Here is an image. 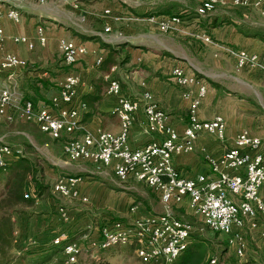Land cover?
Listing matches in <instances>:
<instances>
[{
    "label": "crops",
    "instance_id": "1",
    "mask_svg": "<svg viewBox=\"0 0 264 264\" xmlns=\"http://www.w3.org/2000/svg\"><path fill=\"white\" fill-rule=\"evenodd\" d=\"M199 3L200 0L1 2L0 25L5 41L0 44V60L4 54L10 53L25 61L26 66L1 73L0 88H13L20 100H30L38 109L51 106V100L58 96L64 78L75 75L82 82L79 99L86 103L87 110L81 115L80 130L74 137L85 132L95 134L98 130L117 135L121 131V124L117 117L111 115L116 100L107 94L109 80H116L121 86V94L126 98L140 100L143 93H150L155 103L169 117V124L182 134L188 124V103L182 98L183 90L174 84L170 75L172 68L181 66V58L175 55L171 46L170 35L190 36L191 40L210 37L212 41L209 44L201 41L204 45L194 46L190 43L199 60L212 62L214 69L203 67L197 62L193 66L203 81H227L234 93L238 94H241L240 89L243 87H254L264 94L263 76L258 70L238 69L234 57L238 51L255 54L259 65L264 67V17L260 11L227 4L219 6L214 14L198 18L195 11ZM11 8L19 11L18 23L6 17V12ZM105 11H110V15H105ZM173 16L181 17L182 23L169 34L161 33L156 21ZM106 27L110 28L107 33ZM39 30L45 40L43 45L39 43ZM14 37L27 38L33 43L34 49L31 51L24 44H15L12 41ZM61 40L83 45L87 54L74 65L66 66L58 49ZM99 57L102 63L96 66ZM205 86L207 94L198 109V118L200 121H210L215 116L222 117L226 125L225 140L217 141L208 135L198 137L190 153L174 158L175 168L185 178L208 174L205 154L219 157L233 146L241 131L246 130L254 137L264 138V108L261 105L256 110L248 103L222 97L218 87ZM9 113L12 122L0 123V141L7 145L5 140L14 134L6 131L4 124L10 127L21 125L24 129L15 135L21 136L23 144L36 151L44 147L48 155H51L50 164L53 168L44 169V175L52 184L51 196H57L52 192L58 179L54 180V176L61 174L80 178L79 193L87 199L83 203L80 200H61L57 196L62 204L46 197L37 199L35 214L28 220L18 219L16 224L19 249L33 251L38 255L53 247L54 238L63 232L68 236L67 242L84 245L81 242L89 234L90 240L98 239L100 230L107 223L118 221L128 224L152 214L148 201L133 212L128 210V204L132 203H129L123 191L96 180L91 170L93 164L66 160L62 152L64 138L54 141L39 132L34 124L25 122L16 110H10ZM144 121L143 107L140 106L133 114L127 137L130 148H142L157 137L145 132ZM104 169L114 176L112 168ZM119 182L139 184L132 180ZM71 202L77 205H65ZM174 208L190 214L185 203L172 207L175 215ZM56 259L54 264H62V253Z\"/></svg>",
    "mask_w": 264,
    "mask_h": 264
},
{
    "label": "built area",
    "instance_id": "2",
    "mask_svg": "<svg viewBox=\"0 0 264 264\" xmlns=\"http://www.w3.org/2000/svg\"><path fill=\"white\" fill-rule=\"evenodd\" d=\"M38 1L44 3L46 0ZM227 4L235 8H253L264 17V0H200L195 15L206 17L219 6ZM105 15H110V11H105ZM6 17L14 23L20 21L19 11L14 8L6 12ZM181 23L182 18L177 16L156 21L158 30L163 34L171 33ZM109 31L110 28L106 27L105 32ZM38 37L43 45L45 40L41 30ZM201 39L210 43L207 36ZM4 41L0 25V43ZM12 41L26 45L31 51L34 49L33 43L25 37H14ZM58 49L66 66L74 65L87 54L83 45L70 40H61ZM234 57L238 69L258 70L264 77V67L259 65L257 55L238 51ZM101 63L102 58H97L96 66ZM25 66V61L6 53L0 60V74ZM170 75L174 84L183 90L182 98L188 103V124L182 134L169 124V117L150 93H143L140 100L126 98L116 80H109L107 94L116 100L111 115L117 117L121 124L117 135L98 130L95 134L85 132L74 137L80 130L81 115L87 110L86 103L79 99L82 82L75 75L64 78L58 96L51 100V106L38 109L30 101L20 100L13 88H0V123L12 122L9 111L16 110L25 122L34 124L50 139L65 138L62 152L66 160L112 168L119 181L132 180L149 188L164 209L160 215L135 219L128 224L118 221L107 223L100 230V237L86 240V245L67 242V234L60 233L52 245L62 249V264H79V255L84 251L128 246L134 247L136 258L143 264L172 263L185 252L194 234L193 227L176 218L172 212L173 206L184 203L189 213L205 228L224 237L227 247L237 259L245 257L247 243L243 231L256 229L258 220L264 219V202L260 196L264 187V138L254 137L243 130L237 134L233 146L222 155H206L208 174L194 178L182 176L174 166V158L190 153L200 135L224 141L226 125L220 116L210 121L199 120L198 109L206 97L207 88L197 76L183 67L172 68ZM140 106L145 117V132L157 137L146 146L133 149L129 147L127 137L133 114ZM21 156V149H13L0 141V169ZM80 182V178L59 177L52 192L64 200L86 203L87 199L79 193ZM208 264L219 263L211 259Z\"/></svg>",
    "mask_w": 264,
    "mask_h": 264
},
{
    "label": "rangeland",
    "instance_id": "3",
    "mask_svg": "<svg viewBox=\"0 0 264 264\" xmlns=\"http://www.w3.org/2000/svg\"><path fill=\"white\" fill-rule=\"evenodd\" d=\"M1 3V2H0ZM214 14V13H212ZM250 29V28H249ZM182 35V34H181ZM196 35V34H194ZM171 38V46L174 49L175 55L181 62V66L183 67L187 72L190 74H194L197 76L202 82H204L206 85H210L211 87H218L220 88V94L222 97L228 98L229 100L237 101L239 100L241 103H248L252 107H254L256 110H258V106L261 105L264 108V94H262L259 90H257L254 87H246V89L243 87L241 90V94L234 93L233 87L229 85L227 81H217L219 85L215 82H205L203 81L196 73L195 68L193 67L196 65V62L201 64L203 67H210V69H214L211 60L203 59L199 60L198 57L193 53V50L191 49V44L194 46H201L204 42L202 39L200 40H194L190 39V36H169ZM209 41L211 43L210 37ZM199 41V42H198ZM203 43H202V42ZM194 43V44H193ZM1 44V43H0ZM204 45V44H203ZM183 52V53H180ZM185 56V57H184ZM193 56V57H192ZM189 58V59H188ZM252 71V70H249ZM261 78V77H260ZM258 77V79H260ZM264 78V77H263ZM256 79H253L255 81ZM236 97V100H234ZM263 113V111H261ZM4 127H6V131H11V133H14L13 135L10 134L9 138L5 140L7 145L11 146L14 149H21L23 150V153L26 158H28L34 165L39 168H42L44 180L43 182L51 187V181H49V178H47L44 174V169L48 168V170L53 168L50 164V160H52L51 155H48L46 148H39L38 151L34 150L31 147H27L25 144H23V141L21 139L20 135H15L17 131H20L24 128L19 124L14 125L10 127L9 124H4ZM11 130H10V129ZM200 137H205V135H200ZM56 154V153H55ZM207 155V154H205ZM206 160V158H205ZM207 161V160H206ZM208 163V161H207ZM94 167L91 168L92 172L94 173V177L96 180H100V182H105V184L113 189H118V191H123L125 194V197L129 200L127 208L131 211V209L135 208H141L143 207V204L147 202V205H149V208L152 212L151 215L148 216H156L163 213L164 209H162L161 204L156 200L152 193L150 192V189H147V187L141 183L134 184V183H120L115 179V177L108 171H106L103 167L100 165H93ZM34 167V168H35ZM47 170V169H46ZM55 171V170H54ZM59 172V171H58ZM57 172H55L56 174ZM60 173V172H59ZM52 175V174H51ZM54 180L59 177H65L61 174L55 175ZM3 186L2 183L0 184V193H3ZM50 193V194H49ZM49 193H47V197L51 199L52 201L59 203L60 201L57 196H51V188L49 190ZM49 194V195H48ZM261 198L264 202V187L261 191ZM2 197L0 196V202ZM62 200V199H61ZM61 203V202H60ZM62 204V203H61ZM77 203L71 202L65 204L68 207H71ZM6 208L5 203H0V214L3 212V209ZM176 216H179L182 221L190 224L193 229H195V233L189 240V244L191 247L194 246H203L207 251V261L211 259H216L219 264H264V219L258 220L257 228L254 230L244 229L243 235L247 243V251L245 254V257L243 259H237L233 251L227 247V244L225 242V239L223 236L218 235L216 233H213L212 231L205 228L201 222L193 217L192 215L187 213H184L183 210L180 209H173ZM26 213H31L35 211V206L33 208H25L23 210ZM174 215V216H175ZM19 217H15V223H18ZM17 221V222H16ZM88 233V230H87ZM86 233V234H87ZM15 235V234H14ZM90 235V234H89ZM89 235L83 239L81 243L85 245L86 240L88 242ZM17 238L15 240L17 241ZM18 241L16 242V248L15 250L8 251L4 254V250L2 249V246H0V263L1 261H5L11 258H17L18 256L29 258L31 257L33 260V256L35 252L33 251H24L18 248ZM134 247H116L113 248L107 252H102L99 254L98 251L93 250L86 253L85 251L79 255V264H89L91 259H97V258H103L104 261H106L108 264H143L141 263L134 253ZM5 256H4V255ZM60 254L54 255L49 259L45 264H54L55 261H57V257H59ZM182 256V255H181ZM56 259V260H55ZM26 260V259H25ZM25 260H19L16 261L20 262V264H25ZM29 261V264H32V261Z\"/></svg>",
    "mask_w": 264,
    "mask_h": 264
},
{
    "label": "trees",
    "instance_id": "4",
    "mask_svg": "<svg viewBox=\"0 0 264 264\" xmlns=\"http://www.w3.org/2000/svg\"><path fill=\"white\" fill-rule=\"evenodd\" d=\"M104 48H106V46H104ZM65 140L66 139L64 138V141ZM21 151L22 156L19 159L11 161L6 167L0 169V184L2 183L4 191L3 193H0V196L2 197V201L0 203H5L6 205V208L3 209V212L0 214V246H2L4 254L8 251L15 250L16 248L15 238L17 237L18 233L17 235L15 234V217H19V220L21 221L28 220L30 217H32L35 214V211L26 213L23 210L25 208H33L35 206L36 200L39 198L47 197L46 194L49 193V190L51 188L49 185L43 182L44 176L42 175V168H39L38 170L37 167H35V165L25 157L23 150ZM25 196H27V198H25ZM175 217L182 220L179 216L175 215ZM113 248L116 247L100 250L98 252L100 254L102 252H107ZM61 253L62 249L60 247L53 246L46 251L41 252L38 256H33V260L31 257L25 258L18 256L17 258H11L5 261H1L0 264H20V262L16 261L17 259H26L24 261L25 264H29V261L27 260L32 261V264H45L49 259H51L52 256ZM208 262L209 260L207 261V251L203 246L198 245L191 247L188 243L187 249L182 254V256L169 264H208ZM89 264L108 263L104 261L103 258H97L91 259ZM156 264L165 263L159 262Z\"/></svg>",
    "mask_w": 264,
    "mask_h": 264
}]
</instances>
